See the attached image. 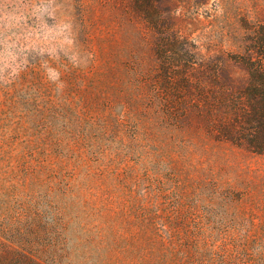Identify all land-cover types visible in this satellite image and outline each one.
Here are the masks:
<instances>
[{
    "label": "rangeland",
    "instance_id": "obj_1",
    "mask_svg": "<svg viewBox=\"0 0 264 264\" xmlns=\"http://www.w3.org/2000/svg\"><path fill=\"white\" fill-rule=\"evenodd\" d=\"M0 264H264V0H0Z\"/></svg>",
    "mask_w": 264,
    "mask_h": 264
}]
</instances>
